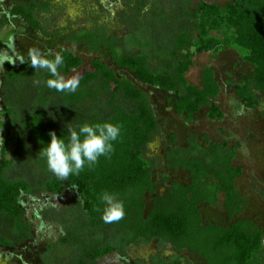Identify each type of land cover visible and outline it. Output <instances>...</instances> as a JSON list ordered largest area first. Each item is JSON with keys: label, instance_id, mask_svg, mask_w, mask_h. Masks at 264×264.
Returning a JSON list of instances; mask_svg holds the SVG:
<instances>
[{"label": "trees", "instance_id": "obj_1", "mask_svg": "<svg viewBox=\"0 0 264 264\" xmlns=\"http://www.w3.org/2000/svg\"><path fill=\"white\" fill-rule=\"evenodd\" d=\"M39 1L29 0L27 4L14 6L10 16L32 29H40L35 17ZM185 15L192 21V28L189 31L180 28L169 40V46H164L163 54L156 55L163 66L160 69L150 65L148 55L121 54L117 39L108 38L103 32L81 30L68 35L66 43L104 54L112 66L107 61L94 60V71L82 74L75 93L48 89L44 82L51 78L49 74L31 66L24 73L8 72L10 81L37 74L41 89L61 99L67 112L79 109L87 99L93 104H102L105 98L110 108L108 114L91 115L89 112L88 116H83L76 112L75 125L103 121L122 125L110 157H101L95 166H86L78 176L70 175L66 180L50 176L44 183V190L49 193L74 187L81 201L72 205L69 213L78 212L85 219L81 235H71L62 225L63 235L57 247H66L68 253L54 263L47 259L49 249L43 257L45 264H99L106 255H124L130 245H148L153 241L159 249L171 250L174 254L169 257L160 253L151 255L150 264H182L183 251L206 264H264V231L253 222L238 220L228 226L204 224L199 213L201 204L214 206L219 194L224 196L228 216L242 212L245 202L235 190V180L242 170L231 165L234 149L215 143L205 149L191 143L189 149L169 150L167 167L186 171L190 182L181 185L164 178L165 191L157 194V184L152 180L154 168L144 157L157 129L156 120L142 92L116 73V70L129 71L140 84L172 93L179 116L191 119L201 108L207 107L209 119L221 120L223 112L214 103L221 91L214 71L203 68L199 86L189 84L184 75L193 65L195 55L233 49L252 67V80L245 78L235 84L237 97L246 108H258L264 98V0H233L223 8L199 3L193 12ZM194 31L196 36H193ZM58 53L65 58L60 69L64 75L83 63L70 49ZM121 99L128 105L120 104ZM28 126L38 152L50 142V131H55L58 137L68 134L67 129L56 131L54 126L45 124L43 115L38 112L31 116ZM20 150L19 144L16 157ZM39 160L41 170L46 171V161ZM13 163L3 157L0 164V218L11 227L15 237L13 240L0 238V246L4 247L25 241L31 230V225L23 220L19 203L20 194L29 193L30 185L25 180H10L5 176ZM105 191L115 194L124 203L125 215L121 220L111 223L104 220L107 205L100 196ZM146 196H151V205L144 214ZM121 264H140V261Z\"/></svg>", "mask_w": 264, "mask_h": 264}, {"label": "rangeland", "instance_id": "obj_2", "mask_svg": "<svg viewBox=\"0 0 264 264\" xmlns=\"http://www.w3.org/2000/svg\"><path fill=\"white\" fill-rule=\"evenodd\" d=\"M232 1L40 0V10L35 13L40 29H32L10 16L14 6L27 4L29 0H0V61H7L0 63V164L3 157L13 160L5 176L29 183L30 192L21 193L19 203L24 222L31 225L28 239L15 243L13 247L0 246V264H45L43 257L49 249L50 257L47 259L55 263L68 253L66 247H57L63 235L62 225L71 235H81L84 227L85 219L81 214L69 213V208L81 201L74 187H65L60 193L44 190L43 185L49 177L57 176L48 168L41 170L37 163L39 152L28 126L31 116L41 113L45 124L61 131L67 129L68 123L75 125L76 112L83 116H88L89 112L91 115L110 112L104 97L102 104H93L87 99L76 109L78 111L71 109L67 112L61 99L47 89H41L42 82L37 74L10 81L8 72H27L31 66L28 52L33 47L51 54L70 49L79 57L83 61L79 68L67 75L61 73L66 80L80 79L83 73L93 72L94 60L107 61L112 66L104 54L66 43L68 35L81 30L103 32L106 37L117 39L115 42L121 54L148 55L150 65L160 69L163 66L156 55L163 54L164 46H169V40L178 34L180 28L187 31L192 28V21L186 13L193 12L199 3L223 8ZM193 36H196V31ZM192 62L184 77L193 86L200 85L203 68L214 71L221 89L214 103L223 112L221 120L209 119L207 107L201 108L191 119L179 116L172 93L140 84L129 71L116 70L119 78L142 92L156 120V132L144 155L154 168L152 180L157 184L156 193H164V178L181 185L190 182L186 171L167 167L169 150L189 149L191 143L205 149L213 143L225 144L226 149H234L235 152L231 165L242 170L241 176L235 180V190L245 206L240 214L228 216L224 209V196L219 194L214 206H199L203 223L228 226L238 220H247L264 231V98H261L258 108L248 109L237 97L235 85L245 78L252 80V67L243 62L233 49H224L217 54H197ZM35 80L40 84H34ZM120 104L128 105L122 99ZM19 144L21 150L16 157ZM145 205L144 214H147L151 196H146ZM11 231V227L0 218V238L15 239ZM157 253L164 257L174 254L171 250L159 249L153 241L148 245H130L124 255L113 253L98 262L121 264L123 261H140V264H150L149 257ZM181 262L206 264L187 251H183Z\"/></svg>", "mask_w": 264, "mask_h": 264}, {"label": "clouds", "instance_id": "obj_3", "mask_svg": "<svg viewBox=\"0 0 264 264\" xmlns=\"http://www.w3.org/2000/svg\"><path fill=\"white\" fill-rule=\"evenodd\" d=\"M28 58L34 70H43L51 77L44 82L48 89L60 93L77 91L79 79L73 77L66 80L61 74L60 69L65 64L61 53L53 55L33 47L28 52ZM33 83L39 85L40 81L35 80ZM121 129V124L111 121L83 122L74 126L68 123L66 137H58L55 131L49 132L50 142L39 152L40 158L46 161L48 170L61 179L66 180L70 175L78 176L86 166H95L101 157H110L115 151V142L121 135ZM100 199L107 205L103 217L106 222L119 221L124 217V203L115 194L105 191Z\"/></svg>", "mask_w": 264, "mask_h": 264}, {"label": "flooded vegetation", "instance_id": "obj_4", "mask_svg": "<svg viewBox=\"0 0 264 264\" xmlns=\"http://www.w3.org/2000/svg\"><path fill=\"white\" fill-rule=\"evenodd\" d=\"M28 3H29V2H28ZM39 10H40V8H39V9H37V10H36V12H37V11H39ZM36 12H35V13H36ZM174 171H175V170H174ZM263 245H264V240H263Z\"/></svg>", "mask_w": 264, "mask_h": 264}]
</instances>
